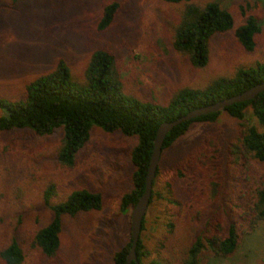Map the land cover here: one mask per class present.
Returning <instances> with one entry per match:
<instances>
[{"label":"rangeland","instance_id":"obj_1","mask_svg":"<svg viewBox=\"0 0 264 264\" xmlns=\"http://www.w3.org/2000/svg\"><path fill=\"white\" fill-rule=\"evenodd\" d=\"M114 1L121 5L115 21L98 31L104 6ZM194 1L219 3L234 15L235 27L247 15H255L262 23L255 50L243 51L231 30L213 38L208 65L192 69L172 46L184 4L162 0H0V96L10 101L23 99L28 84L54 70L60 59L69 64L72 76L82 80L97 49L115 54L129 93L159 103H165L179 88L201 89L215 78L232 77L239 68L264 64V0ZM3 112L0 108V116ZM250 124L264 131L251 109L244 121L224 112L215 123L193 124L162 153L153 187L159 196L149 206L141 233L150 252L145 264L152 260L179 264L178 256L198 230L183 225V217L177 214L195 198L204 209L206 224L227 226L233 220L238 184L244 176L258 174L254 160H248L250 164L240 160L247 164L241 166L231 163L228 155ZM63 134L62 129L46 137L30 130L0 132V253L16 239L25 253L23 264H114L115 253L131 239L133 208L123 213L121 201L132 189L130 153L137 137L93 127L91 140L75 165L68 168L57 159ZM216 148L220 152L215 161L221 166L216 175L221 184L218 191L203 190L201 194L193 162L201 152L211 155ZM209 165L211 162L205 168L208 180ZM50 185L56 189L46 201ZM83 188L103 194L102 208L64 216L61 247L55 257L34 250V235L53 218L51 206ZM0 264H6L1 257ZM202 264H264V221L243 237L232 256L205 255Z\"/></svg>","mask_w":264,"mask_h":264},{"label":"trees","instance_id":"obj_2","mask_svg":"<svg viewBox=\"0 0 264 264\" xmlns=\"http://www.w3.org/2000/svg\"><path fill=\"white\" fill-rule=\"evenodd\" d=\"M162 1L184 4L175 27L172 46L187 59L192 69L205 68L210 61L213 38L231 30H234L237 44L243 51L255 50L257 37L262 30V23L255 15H247L245 21L235 27L234 15L217 2L199 4L194 0ZM120 7L117 1L104 6L97 24L98 31H104L113 24ZM261 83H264V64L258 63L253 67L239 68L232 77L215 78L201 89L179 88L165 103L144 100L126 90L115 54L97 49L87 63L82 80L72 76L69 64L60 59L54 70L28 84L23 99L10 101L0 96V108L4 111L0 116V132L30 130L46 137L62 129L64 134L57 159L68 168L75 165L79 153L91 140L93 127L108 133H120L125 137H137V144L130 153V161L134 166L133 185L131 191L123 194L121 201V210L127 213L145 192L156 134L164 122L174 121L192 110L231 98ZM248 109L252 110V116L259 125L264 127V92L251 101L230 106L224 112L244 121ZM224 112L211 113L180 124L166 137L163 152L184 136L193 124L215 123ZM219 152V148L214 149L211 155L201 152L193 162L196 166L195 181H199L201 194L203 190L209 193L219 190L221 180L216 174H220L221 166L215 161ZM228 155L231 163L241 166L250 164V159L254 160L258 174L246 175L238 184L235 201L232 202L235 217L227 226L206 224L202 217L204 209L197 198L183 205L177 217L182 216L183 225L189 229L197 227L198 231L181 256H178L179 264H202L205 255L232 256L243 237L255 231L264 221V131L255 125H247L240 144L231 146ZM240 160L248 163H240ZM209 162L210 180L206 178L205 170ZM55 189L54 185L49 186L45 194L46 201L51 199ZM155 196L159 194L153 190L151 202ZM102 206L101 192L87 188L74 190L65 201L51 206L53 218L36 232L32 248L45 257H55L61 247L64 216L75 217L99 211ZM144 224L145 219L142 231ZM131 246L132 239L115 253L114 264H127ZM137 253L139 263L145 264L144 260L150 256V252L142 238ZM0 257L6 264H23L25 261L23 247L16 239L3 248ZM149 264L161 263L152 260Z\"/></svg>","mask_w":264,"mask_h":264},{"label":"water","instance_id":"obj_3","mask_svg":"<svg viewBox=\"0 0 264 264\" xmlns=\"http://www.w3.org/2000/svg\"><path fill=\"white\" fill-rule=\"evenodd\" d=\"M263 92H264V83H261L231 98L221 100L209 106H204L192 110L188 112L186 115L174 121L164 122L159 127L154 142V149L149 164L148 174L146 176L145 192L138 201V203L136 204V206L133 208V212H132V217H131L132 246L127 259V264H132V262H136L137 264H140L138 260L137 248L141 238L143 222L150 206L154 181L157 176V171L162 157L164 142L168 134L172 130H174L177 126H179L184 122H188L198 117L205 116L211 113L224 112L228 107L238 103L251 101L257 98Z\"/></svg>","mask_w":264,"mask_h":264}]
</instances>
